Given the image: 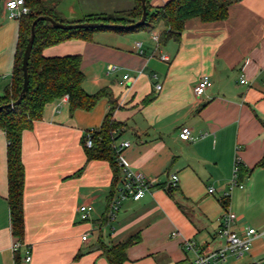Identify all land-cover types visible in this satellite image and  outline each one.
<instances>
[{"label": "crops", "instance_id": "crops-1", "mask_svg": "<svg viewBox=\"0 0 264 264\" xmlns=\"http://www.w3.org/2000/svg\"><path fill=\"white\" fill-rule=\"evenodd\" d=\"M8 1L0 0V95L13 80L21 26L9 17ZM47 1L70 22L135 5ZM169 1L149 5L155 10ZM163 29L159 23L127 32L100 30L92 40L68 39L43 50L48 57L81 55L83 88L111 94L114 117L123 123L117 144L130 141L125 158L155 185L143 198L124 201L111 219L110 200L121 180L115 184L108 160H88L84 145L85 132L100 127L111 109L110 97L102 96L90 110L71 111L64 97L47 103L42 118L22 136V237L12 228L9 141L0 128V264H111L105 249L131 238L121 264H190L196 254L184 240L194 241L200 252L224 245L217 233L226 207L237 214L236 232L257 230L251 251L227 264L264 261V167L257 166L264 156V0H231L224 20L188 19L179 41L159 44L153 34ZM204 74L213 84L197 98L194 86ZM242 74L248 83L240 82ZM183 127L194 140L180 138ZM237 158L248 172L241 178L244 186L230 191ZM81 204L93 206L88 220L81 218ZM16 240L24 243L18 251L12 249Z\"/></svg>", "mask_w": 264, "mask_h": 264}, {"label": "trees", "instance_id": "trees-1", "mask_svg": "<svg viewBox=\"0 0 264 264\" xmlns=\"http://www.w3.org/2000/svg\"><path fill=\"white\" fill-rule=\"evenodd\" d=\"M26 5L30 11L20 19V37L13 80L5 93L0 95V106H3L0 109V128L6 132L9 141L7 156L11 222L14 234L19 237H22L24 233L25 168L22 160V136L25 130L33 126L34 121L42 118L47 103L67 96L71 111L77 109L90 110L102 96L108 95L112 103L111 109L106 114L101 126L93 132V145L87 147L86 138H84V145L88 160L99 159L110 162L114 172L115 184L122 177L121 167L116 159V143L123 123L114 117L115 100L106 90L92 94L85 91L83 88L85 73L81 67L82 57L80 54L48 57L43 54V50L68 39L92 40L94 33L100 30L127 32L142 28L152 29L159 23L164 24L159 44H165L169 40L179 41L188 19L194 17H200L204 21L226 19L231 0H171L163 7L155 10H151L149 0H147L148 17L146 22L131 29H61L49 22L40 21L36 25L35 42L29 59V90L20 104L7 106L18 99L23 88L22 62L34 19L40 15H49L57 21L70 22L62 17L57 5L50 1L26 0ZM142 13L141 1L135 0L132 9L114 13H92L81 20L72 21V23L96 21L130 24L138 21L142 17ZM257 166L264 167V156ZM246 172L248 171L240 164L239 180ZM134 241L135 239L131 238L113 247H107L104 252L111 264H121L126 258L127 247Z\"/></svg>", "mask_w": 264, "mask_h": 264}, {"label": "built area", "instance_id": "built-area-1", "mask_svg": "<svg viewBox=\"0 0 264 264\" xmlns=\"http://www.w3.org/2000/svg\"><path fill=\"white\" fill-rule=\"evenodd\" d=\"M7 8L9 10V17L13 19H21L22 16L29 13L30 9L26 5V0H9L7 2ZM153 38L157 41L160 39L159 33H154ZM163 60H168L166 55H161ZM112 68V67H111ZM129 76L125 75L124 78L127 79ZM240 82L242 84L248 83L245 74L241 75ZM213 81L211 77L207 74L202 75L194 86V93L197 98H201L206 94V91L211 87ZM162 85L158 84L157 89H161ZM64 98H68L67 96ZM96 128H89L85 132L86 145L91 147L93 145L92 135ZM180 138L187 141H192L195 136L192 135V131L189 127H183L180 132ZM131 145L130 141H123L120 144L116 143L117 151V162L121 167L122 177L121 183L118 187L116 194L110 200V210L109 217L114 219L121 209L124 201L128 199L139 200L143 198L155 185V180L147 176L143 171L135 169L132 167L130 162L125 158L123 151ZM241 161L237 158L235 161V167L232 179L230 181L229 190H233L236 187H243V183L239 180V167ZM178 181V175H172V183L176 184ZM214 188H210L209 192L213 193ZM228 193L225 194V198L228 197ZM93 210L92 205L81 204L78 207V211L83 220H88L90 218L91 212ZM237 218V214L226 207L219 225L217 235L224 240V245L220 248L210 249L207 251L200 252V249L192 240H184V247L187 250H192L195 252L196 257L190 264H227L230 257L236 259L243 258L251 251L252 242L257 235V230L252 227H248L242 234H239L233 229V223ZM179 231L175 230L172 232L173 236H178ZM88 239V233L83 235V240ZM24 243L21 240H16L12 249L18 251ZM26 260L30 261L32 259V252L29 246H26Z\"/></svg>", "mask_w": 264, "mask_h": 264}, {"label": "water", "instance_id": "water-1", "mask_svg": "<svg viewBox=\"0 0 264 264\" xmlns=\"http://www.w3.org/2000/svg\"><path fill=\"white\" fill-rule=\"evenodd\" d=\"M142 4V17L130 24H122V23H106V22H96V21H85V22H60L54 19L52 16L49 15H40L37 18L34 19L32 26H31V33L30 37L28 40V43L25 48L24 56H23V62H22V70H23V77H24V82H23V88L20 92V95L17 100L9 103L7 106H16L20 104L23 100V97L29 90V85H30V74H29V59L30 55L32 52V48L35 42V37H36V25L40 21H46L51 23L53 26L61 29H78V28H84V29H96V28H117V29H131V28H136L141 25H143L148 17V9H147V0H140ZM3 106H0V109H2ZM172 183L169 184V188L171 187ZM264 264V261L262 262Z\"/></svg>", "mask_w": 264, "mask_h": 264}, {"label": "rangeland", "instance_id": "rangeland-1", "mask_svg": "<svg viewBox=\"0 0 264 264\" xmlns=\"http://www.w3.org/2000/svg\"><path fill=\"white\" fill-rule=\"evenodd\" d=\"M68 1H69V0H63V3H64V2L66 3V2H68ZM228 264H231V262H230V263H228ZM232 264H233V263H232Z\"/></svg>", "mask_w": 264, "mask_h": 264}]
</instances>
